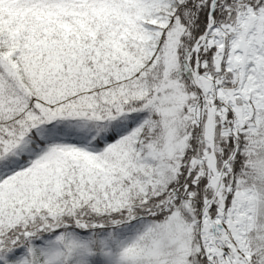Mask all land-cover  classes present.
<instances>
[{"label":"snow or ice","instance_id":"snow-or-ice-1","mask_svg":"<svg viewBox=\"0 0 264 264\" xmlns=\"http://www.w3.org/2000/svg\"><path fill=\"white\" fill-rule=\"evenodd\" d=\"M0 264H264V0H0Z\"/></svg>","mask_w":264,"mask_h":264}]
</instances>
